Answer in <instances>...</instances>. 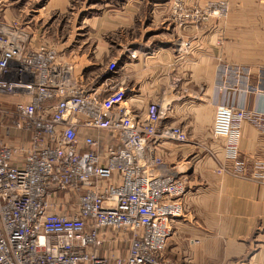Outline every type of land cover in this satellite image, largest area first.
<instances>
[{"label": "built area", "instance_id": "built-area-1", "mask_svg": "<svg viewBox=\"0 0 264 264\" xmlns=\"http://www.w3.org/2000/svg\"><path fill=\"white\" fill-rule=\"evenodd\" d=\"M169 9L178 27H205L225 22L230 3L172 0ZM28 41L19 21L0 28V97L10 99L0 105V264H178L167 247L190 178L152 149L157 138L189 142L179 126L159 130L170 105L151 101L137 114L127 88L86 87L56 46ZM245 115L218 105L214 137L231 136ZM105 241L127 244L123 262L101 254Z\"/></svg>", "mask_w": 264, "mask_h": 264}, {"label": "crops", "instance_id": "crops-1", "mask_svg": "<svg viewBox=\"0 0 264 264\" xmlns=\"http://www.w3.org/2000/svg\"><path fill=\"white\" fill-rule=\"evenodd\" d=\"M72 1L40 0L28 10L27 0L16 17L17 0H8L0 28L19 21L29 48L56 44L86 87L127 88L137 114L145 115L151 101L170 105L159 130L179 126L189 142L157 138L152 149L171 174H188L190 191L172 222L168 257L264 264V1L229 0L225 22L184 28L172 21V0H81L69 10ZM43 7L70 15L40 32ZM221 104L246 115L231 136L212 139Z\"/></svg>", "mask_w": 264, "mask_h": 264}, {"label": "rangeland", "instance_id": "rangeland-1", "mask_svg": "<svg viewBox=\"0 0 264 264\" xmlns=\"http://www.w3.org/2000/svg\"><path fill=\"white\" fill-rule=\"evenodd\" d=\"M26 1L27 0H17V2H15L13 9L15 11L16 17H18L20 11H22L24 9V6L26 5ZM37 1H40V0H31V2L29 4L27 3L28 10H30L37 3ZM83 3L81 2V0H74L71 2L69 10H73V9L76 10V8H78V6H81ZM87 4H88V2H87ZM42 9L43 10H39L41 16H39V20H38V24L41 25L40 32L51 27L52 23L54 22L55 19H57L58 21H63V23H65L68 15H70L69 11H68L66 13H61L59 16H56V14H54V12L51 9H49L47 7L46 8L43 7ZM48 45H50V44H48ZM51 45H54L57 47L56 44L52 43ZM8 104H10V99L5 98V97H0V105H8ZM221 105H224V104H221ZM187 136H188V134H187ZM211 136H212V139H214L213 132H212ZM188 138H189V136H188ZM127 248H128L127 244H125L124 242H115L112 244V242H110V241H105L102 244V248L100 249V252H101V254L108 257L110 259L111 263H114V262L117 263L118 259H120V261L123 262L126 254H127ZM173 260L176 261L178 264H180L177 259L173 258ZM239 262H241V260H236L231 264H235V263L239 264Z\"/></svg>", "mask_w": 264, "mask_h": 264}]
</instances>
